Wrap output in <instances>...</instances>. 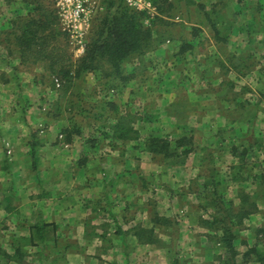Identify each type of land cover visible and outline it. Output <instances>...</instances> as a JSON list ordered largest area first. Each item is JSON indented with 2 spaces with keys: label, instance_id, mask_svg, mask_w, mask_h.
<instances>
[{
  "label": "crops",
  "instance_id": "crops-1",
  "mask_svg": "<svg viewBox=\"0 0 264 264\" xmlns=\"http://www.w3.org/2000/svg\"><path fill=\"white\" fill-rule=\"evenodd\" d=\"M146 1L144 10L158 14ZM197 1L204 5L201 18L160 15L184 31L197 28L193 50L181 52L179 40L172 44L175 50L167 44L161 52L162 60L182 61L185 69L155 75L146 70L140 79L133 74L111 94L121 114L135 117L140 134L115 147L108 143L106 156L90 155L102 151L103 137L87 127L74 135L82 139L81 149L74 150L73 137L71 156L55 157L58 134L74 124L39 111L42 97L48 96L51 106L56 99L47 73L5 47L0 55L5 62L0 71V223L5 222L0 264H225L222 231L212 226L218 207L239 205L240 190L264 189L259 144H264V0ZM18 14L25 10L5 1V27ZM190 75L194 81L188 86ZM145 94L155 95L137 101ZM185 100L187 108L181 104ZM248 101L257 109L254 116ZM191 110L198 116H189ZM84 129L90 132L86 138ZM152 136L171 141L186 136L193 144L187 154L165 158L145 149ZM257 205L244 218L236 247L241 256L257 248L261 257H247L243 264H264V196ZM40 219L56 227L48 245H26L23 258H13V241L30 237V226Z\"/></svg>",
  "mask_w": 264,
  "mask_h": 264
},
{
  "label": "trees",
  "instance_id": "trees-1",
  "mask_svg": "<svg viewBox=\"0 0 264 264\" xmlns=\"http://www.w3.org/2000/svg\"><path fill=\"white\" fill-rule=\"evenodd\" d=\"M9 1L11 2V0ZM150 1L158 10V14L154 16L147 11L137 10L129 6L126 0H101L103 8L98 11V21L93 25L91 36L86 41L85 51L81 56L75 58L68 36H65L66 33L60 25L53 0H23L26 3V6L23 7H26L27 13L14 16L8 21V26L0 30V46L8 48L11 52H18L21 55L22 63L29 61L41 64L45 73H47V77H49L48 81H51V87L60 95L59 100L55 99L52 109L49 110V114H53V116L62 113L60 110L63 107L61 101L64 97L63 93H68L74 83L79 79H83L89 73L97 74L101 72L100 77L103 79L100 82L97 80L101 103L91 104L89 110H93V114L89 111L86 112L85 109H82V106L80 107L83 110L82 113H85L83 114L85 117H94V120H89V124L101 131L103 143L108 140L107 144L109 143V145L115 147L118 142L126 143L127 141L137 140L140 134L133 124L135 117L121 114L116 102L109 99L115 88L125 86L133 79V77L131 78L133 74L125 72L124 62L134 54H144L155 42L157 37L155 38L154 27L157 21L169 23V20L162 18L160 15L172 18L178 12L183 11L184 13L181 4L184 1V8L187 12L183 17L187 15L193 19L188 15L191 11H197L198 18L203 15L204 5L197 0ZM146 20L149 21V24H146ZM195 32H197V28L192 27L189 36L184 35L181 52L188 49L193 50L194 44L190 41ZM62 36L66 37L64 40L65 45L62 44ZM164 39V37L160 38V40ZM53 77L61 80L60 87H56ZM96 95L98 96L97 92ZM248 102L250 103V115H256V107H251L253 105L252 101ZM79 103L82 104L80 100L70 101V105L74 104V106L79 105ZM109 111L113 116L108 113ZM69 120L71 125H74L61 130L62 138L68 144L72 142L74 135H81V127L76 125L73 119ZM90 143L94 147L97 140ZM192 144V138L186 136L175 141L152 136L146 140L145 149L165 158L176 159L179 152L187 154L190 151L189 146ZM259 144L260 147H264L262 142ZM253 146L251 144V147ZM182 147H186V149L181 150ZM248 150L247 148L244 154L242 153V159ZM248 175L252 178V172ZM239 195L242 196L240 204L227 208L219 206V214L212 222L213 227L215 223V227L222 231L219 239L224 242L227 249V257L224 259L225 264L244 263H239L238 260L240 252L236 247L237 232L244 225V218L258 208L257 199L264 196V189L257 190L256 194L240 190ZM55 228V225L42 219L35 222L30 226V229L34 231L30 237H19L13 241L16 251L12 257L17 260L22 259L25 254L22 247L29 244H41L43 248L46 247L51 240L50 232ZM261 229L264 230V227ZM176 231L177 228L174 232ZM171 235L173 239H176L174 237L175 233L172 232ZM254 252L258 254L257 258L261 257V253L257 248L249 249L243 256H246L247 260V257L252 256Z\"/></svg>",
  "mask_w": 264,
  "mask_h": 264
},
{
  "label": "rangeland",
  "instance_id": "rangeland-1",
  "mask_svg": "<svg viewBox=\"0 0 264 264\" xmlns=\"http://www.w3.org/2000/svg\"><path fill=\"white\" fill-rule=\"evenodd\" d=\"M5 1L8 4L12 5L14 8L20 7L22 10H25V13H27V9H25L26 7L25 8L23 7V6H26L25 5L26 3H24L23 0H11V2L10 1L8 2V0H0V30L5 29ZM196 13H197V11H195V12L191 11L188 13V15L194 19L197 17ZM184 14H185V12L183 13V11L180 13L178 12V13L174 14V17H177L178 15L183 16ZM98 16H99V13L95 12L94 14H90V16L88 17V20L86 21L85 26H84V28H85L84 29L85 42L87 40H89L91 33H92L93 25L96 24L98 21L97 20ZM11 18H13V17H11ZM146 24H149V21L148 22L146 21ZM154 28H155V33H154L155 38L156 37L157 38H156L155 42H153L152 45L149 47V49L142 55L141 54L132 55L123 64L125 72H130L131 71L130 69H133L135 73L132 72L131 74H136L137 79H140L141 72L146 71V70H152L153 74L155 75L156 70H165L168 68H170V69L171 68H179L180 69L182 67H183V69H185L186 64L183 63L182 61H179L180 63L179 62L176 63L175 61H173V62L168 61L167 62L166 58H164V60H162L161 52L168 45L173 46L174 44H178L179 40H183V42H184V35L187 37L189 36V31L191 30L192 26H188L189 29H185V31H184L183 29L180 28L178 23H175L173 21H169V23H163L161 21H157V24L155 25ZM65 36H67V34ZM65 36H62V38H61V40H63L62 41L63 45H65V41H64L66 38ZM163 37L165 39L160 40V38H163ZM170 40L175 41L176 43H169ZM163 43H164V45H163ZM175 46L177 47L179 45H175ZM170 48H174V46L170 47ZM173 50H175V48ZM1 54H5V48L0 46V55ZM75 58H77V57H75ZM188 65L190 66V64H188ZM193 65L194 64L191 63L190 67H192ZM4 70H5V62L0 61V71H4ZM160 72L161 71H159L158 73L160 74ZM158 73H156V74L159 75ZM100 76H101V72H98L96 74V76H94L93 79L84 77L83 79H79L76 83H74V86L71 88V90L68 93H63L64 97L61 100L63 107L60 110L62 113L58 114L59 117L63 114V116L66 117L68 120L73 119L75 121L76 125L80 126L81 128H87V127L93 128L97 134L101 133V131L95 129L93 126H90V124H89V120H94V117L93 116L90 118L86 117V119H84L83 114H85V113H82V111H83L82 109H85L86 112L89 111L91 114H93V112H92L93 110H89L91 108V104H96L97 102L101 103V101H100L101 94L99 92V86H98V82H97V80H99V82H100L103 79ZM190 78L191 79L187 83L188 86H190L191 83H193V81H194V77H191V75H190ZM0 79L1 80L4 79V77H2L1 74H0ZM156 79H157V77H156ZM53 80H54V77H53ZM249 81L252 82V78ZM156 84H154V85H156ZM194 84H195V82H194ZM121 89H123V86H120L119 88H115V90H117V91H119ZM96 92L98 93L99 97L96 95ZM127 92H128V90H126V91L124 90L122 96L128 98ZM51 95H52V98H56L57 100H59V97H60L59 92H56L55 89H53V87H52ZM154 95L155 94H147V95L145 94L146 98H145V96H144V98L139 97L137 99V101L146 102L147 97L152 98ZM119 96L120 95H116V97H119ZM40 100H41V102H40L41 105L39 106V111L46 112L47 115H49L50 107H53V105L52 106L50 105L51 102L49 101V97L44 96ZM75 100L76 101L80 100L83 105L80 103L77 106H74V104L70 105V101L74 102ZM42 101H45V102H42ZM181 104H182V106H184V108H187V101L186 100L182 101ZM80 106H82V109ZM108 113L113 115L110 111ZM183 113L184 112H182L181 114H183ZM187 113L189 114V116L193 115V114L198 116L199 111L191 110V111H188ZM188 114H186V115H188ZM157 126H159V125H157ZM162 128H164V126L160 127V129H162ZM83 132H84V134H82V138H84L83 136H85V138H86L90 134V132H88L87 129H84ZM203 132H206V131H204V129H203ZM61 134H62V131L57 136V138H58L57 143L55 142V144H58V146L56 147L57 149L54 148L55 149V157H59L58 160H61L63 158L65 159L66 155H68L67 153L72 148L70 143L69 144L65 143L63 138L60 137ZM102 137H103V135H102ZM75 139H76L75 143H76L77 147L75 146L74 150H76L77 148L81 149L80 146H81V140L82 139L78 138L77 136L75 137ZM101 143L102 142L98 143L99 147H100ZM106 144H107V142L103 143V145L101 147L102 151H100V150L98 152L95 151L94 154L91 152L90 155L106 156V154H110V152L107 151L108 150L107 148L109 146L107 147ZM4 152L7 156L9 155L6 150H4ZM78 152H79V150L76 152L77 155L76 156L74 155L75 158H77V157L79 158L81 156V155H78L79 154ZM72 153H74V152H72ZM76 153H74V154H76ZM69 154L71 156L70 152H69ZM67 158H68V156H67ZM75 158L73 159V161H75ZM78 158H77V160H78ZM250 192H253L256 194L257 190H256V188H253V190H251ZM1 230H5V222L0 223V233L5 234ZM244 250H246V249H244ZM239 252H240V254L243 253L242 251H239ZM252 254H253L252 256H249L250 259L258 257V254L256 252H254ZM242 259H243V261H242ZM238 260H239V263L245 262L246 256L239 255Z\"/></svg>",
  "mask_w": 264,
  "mask_h": 264
},
{
  "label": "built area",
  "instance_id": "built-area-1",
  "mask_svg": "<svg viewBox=\"0 0 264 264\" xmlns=\"http://www.w3.org/2000/svg\"><path fill=\"white\" fill-rule=\"evenodd\" d=\"M58 14L62 30L67 34L70 46L75 57H79L85 51L84 26L90 14L102 10L101 0H53ZM129 6L144 10L149 7L146 0H126ZM57 87L61 86V80L54 78ZM45 109V108H44ZM62 134L60 137L62 138ZM10 151H8V154Z\"/></svg>",
  "mask_w": 264,
  "mask_h": 264
}]
</instances>
